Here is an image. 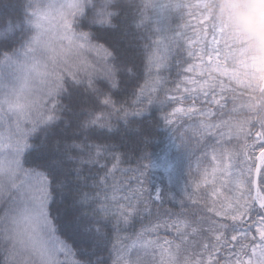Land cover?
<instances>
[{
    "label": "snow or ice",
    "instance_id": "snow-or-ice-1",
    "mask_svg": "<svg viewBox=\"0 0 264 264\" xmlns=\"http://www.w3.org/2000/svg\"><path fill=\"white\" fill-rule=\"evenodd\" d=\"M211 3L141 0L136 27L144 28L151 41L145 46V78L131 93L130 105H118L112 89L119 86L117 76L130 69L82 30L109 25L120 14L114 11L120 7L117 0H24L11 34L0 39V264H221L222 252V264H264V123L250 117L240 101L244 92H238L257 86V74L229 25L212 18ZM169 7L196 9L189 15L196 18L199 38L189 45L187 56L198 62L187 67L179 56L177 34L165 23ZM93 52L102 54L99 60ZM174 56L178 82L168 88L162 73ZM225 76L237 88L225 86L219 79ZM225 92L231 95V109ZM77 98L94 105L81 125L93 130L108 126L114 114L145 110L136 105L163 110L169 103L192 101L175 107L165 122L171 124L169 117L178 115L197 117L194 134L215 142L205 145L209 165L197 159L195 191L185 190L177 202L179 213L157 209L153 214L162 197L145 189V170L139 165L121 168L115 146L89 136L81 143L58 142L60 157L45 171L33 166L32 138L55 135ZM201 100L206 107H197ZM233 139L242 143L230 146ZM182 147L192 158L187 145ZM108 159L113 161L110 168L102 163ZM64 189L75 193L80 210L71 221L72 244L58 234V217L50 207L56 203L53 192ZM145 214L148 223L129 233ZM161 228L172 237L162 238Z\"/></svg>",
    "mask_w": 264,
    "mask_h": 264
},
{
    "label": "trees",
    "instance_id": "trees-1",
    "mask_svg": "<svg viewBox=\"0 0 264 264\" xmlns=\"http://www.w3.org/2000/svg\"><path fill=\"white\" fill-rule=\"evenodd\" d=\"M183 2L194 6L197 0H183ZM23 3L24 0H0V25H3L9 19L12 20L13 24L21 12ZM117 3L120 7L114 9V11H118L120 14L114 16L109 25L103 27L99 25L85 26L82 30L91 32L93 44L102 45L113 55H118L119 62L126 69H130V71H123L117 76L119 86L112 89V99L118 105L121 103L130 105L131 93L137 89L139 84L144 82L145 65L147 63V49L145 46L150 45L151 41L145 39L147 33L144 28L136 27L138 16L136 6L141 3V0H117ZM190 11L195 12V7L181 10H173L169 7L165 13V23L177 34L180 46L179 56L184 67H187L190 62H198L187 56L189 45L199 38L197 31L199 26H197L196 18L189 15ZM86 12L90 17L91 10L86 9ZM85 24H87V21H85ZM160 35H164L163 25ZM210 39L211 36L209 35L207 40L210 41ZM201 46L204 45L201 44ZM101 55L95 52L91 54L97 60L100 59ZM178 71L176 57L174 56L171 58L168 68L163 70L162 73L167 78L168 83L166 86L168 88H174L175 83L178 82ZM219 79L228 88H237V85L226 77H219ZM218 91L219 89H217ZM238 92H244L240 96V101L246 106L252 119L259 120V117L264 116V88L262 84L247 91L238 88ZM158 95L163 98L164 94L161 92ZM224 95L229 101L227 106L231 109V95L228 92H225ZM62 102L68 103L67 100H62ZM191 103L192 101L188 100L182 105L189 106ZM178 105L169 103L163 110L158 105H136L135 107H143L145 110L138 115L114 114L107 122L108 126L96 127L93 130L91 128L84 129L81 125L87 118V111L92 109L94 105L87 100L77 98L73 101L71 110L62 115L59 127L55 129V135L45 139L38 134L32 138L31 143L34 145V149L31 160L33 166H37L39 171H45L46 165L54 164L60 157L58 142L60 145L73 142L81 143L85 136H89L92 141L114 145V150L121 156V168L136 169L139 165L145 170L147 173L144 183L145 189L153 194L159 192L162 197L161 201H157L151 209L153 214L157 209L160 213H179L181 209L177 202L183 199L185 190L189 188V191H195L193 181L197 180L200 175L197 171L196 161L198 158H203L204 166L211 163L210 155L207 157L204 155L205 145L215 141L214 137L205 135L201 139L199 135L194 134V126L198 121L197 117L192 119L181 115L169 117L173 122L171 124L166 123L164 117ZM201 106L206 107V102L203 100L198 101L197 107ZM212 108L214 111L218 110L215 105H212ZM129 111L131 113V109ZM255 130L253 129V131ZM239 143H242V141L233 139L230 146H238ZM185 144L191 151L192 158L182 147ZM112 162L111 159L102 161L109 168ZM53 199L56 203L50 205V207L52 215L58 217L56 221L58 234L61 239H65L69 244H72L74 236L71 221L80 214L79 206L76 204V195L69 192L68 189H64L62 192L54 191ZM186 203H189L190 207H203V204L191 205L187 201ZM208 214L210 215V213ZM162 218L168 219L167 216ZM152 219L155 220V215L152 216ZM141 223H148L147 214H145L142 221L134 222V227L129 229V233L139 231ZM159 234L162 238H171L173 235L164 228L159 230ZM225 254L222 252L219 256L221 264L222 257ZM103 255L106 256L107 253H103Z\"/></svg>",
    "mask_w": 264,
    "mask_h": 264
},
{
    "label": "clouds",
    "instance_id": "clouds-1",
    "mask_svg": "<svg viewBox=\"0 0 264 264\" xmlns=\"http://www.w3.org/2000/svg\"><path fill=\"white\" fill-rule=\"evenodd\" d=\"M215 21L227 23L232 36L239 41L251 62L264 67V0H212L209 8ZM9 19L0 25V39L9 36ZM264 123V116L258 118Z\"/></svg>",
    "mask_w": 264,
    "mask_h": 264
},
{
    "label": "rangeland",
    "instance_id": "rangeland-1",
    "mask_svg": "<svg viewBox=\"0 0 264 264\" xmlns=\"http://www.w3.org/2000/svg\"><path fill=\"white\" fill-rule=\"evenodd\" d=\"M221 47H222V45H221ZM252 65H253V69H254V71L256 72V74H257V79H256V81H255V85H260L261 83H262V81H263V78H264V67H258V66H256V65H254L253 63H252ZM229 67L231 68V65H229ZM191 75V74H190ZM226 77V76H225ZM227 79H228V77H226ZM229 80V79H228ZM230 81V80H229ZM233 82V81H232ZM235 83V82H234ZM178 107H188V106H183L182 104H179L178 105ZM178 116H180V115H178ZM163 168H165L164 166H163ZM166 169V168H165ZM167 170V169H166Z\"/></svg>",
    "mask_w": 264,
    "mask_h": 264
}]
</instances>
